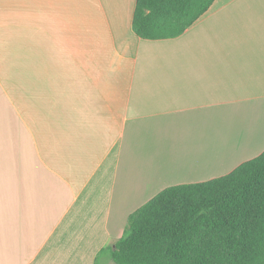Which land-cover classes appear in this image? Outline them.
Here are the masks:
<instances>
[{"label":"crops","instance_id":"1","mask_svg":"<svg viewBox=\"0 0 264 264\" xmlns=\"http://www.w3.org/2000/svg\"><path fill=\"white\" fill-rule=\"evenodd\" d=\"M135 2L0 0V264H115L130 213L264 151V0L165 39Z\"/></svg>","mask_w":264,"mask_h":264},{"label":"trees","instance_id":"2","mask_svg":"<svg viewBox=\"0 0 264 264\" xmlns=\"http://www.w3.org/2000/svg\"><path fill=\"white\" fill-rule=\"evenodd\" d=\"M214 0H136L135 34L180 35ZM115 264H264V151L229 173L164 188L101 249Z\"/></svg>","mask_w":264,"mask_h":264}]
</instances>
